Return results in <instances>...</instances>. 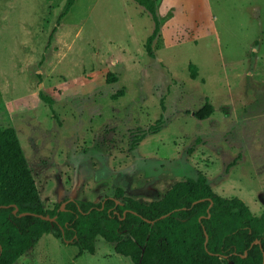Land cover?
Wrapping results in <instances>:
<instances>
[{
	"label": "rangeland",
	"instance_id": "obj_1",
	"mask_svg": "<svg viewBox=\"0 0 264 264\" xmlns=\"http://www.w3.org/2000/svg\"><path fill=\"white\" fill-rule=\"evenodd\" d=\"M64 3L0 0V129L14 128L43 207L116 186L146 203L199 172L264 212V0H155L153 57L135 0ZM77 250L48 232L13 264H132L101 237Z\"/></svg>",
	"mask_w": 264,
	"mask_h": 264
},
{
	"label": "trees",
	"instance_id": "obj_2",
	"mask_svg": "<svg viewBox=\"0 0 264 264\" xmlns=\"http://www.w3.org/2000/svg\"><path fill=\"white\" fill-rule=\"evenodd\" d=\"M72 1L65 0L63 14ZM135 1L153 21L144 42L147 55L153 57L151 42L155 39L157 48L160 41L155 0ZM188 69L194 77L195 66L189 63ZM39 96L50 101L42 93ZM211 112L206 102L196 116ZM48 232L77 246V255L93 253L95 240L101 237L132 264H264V212L254 215L239 198L216 194L202 173L174 181L146 203L116 186L112 195L96 202L66 197L47 208L41 204L14 128H2L0 264H13ZM253 240L258 243L250 245Z\"/></svg>",
	"mask_w": 264,
	"mask_h": 264
},
{
	"label": "water",
	"instance_id": "obj_3",
	"mask_svg": "<svg viewBox=\"0 0 264 264\" xmlns=\"http://www.w3.org/2000/svg\"><path fill=\"white\" fill-rule=\"evenodd\" d=\"M63 205V202L61 203V205H60V207ZM15 211V207L13 208V210H12V212H14ZM21 214H23V213H20L19 215H21ZM34 215H37L38 217H40V218H42V219H50V220H52L53 219V217H48L47 215H40V214H34ZM206 234L204 235V241H203V243L205 244V242H206ZM256 243H258V240H253L251 243H250V245L251 244H256ZM264 258V256L262 255V259ZM262 264H263V262H262Z\"/></svg>",
	"mask_w": 264,
	"mask_h": 264
}]
</instances>
